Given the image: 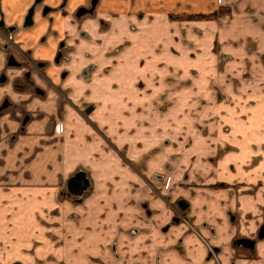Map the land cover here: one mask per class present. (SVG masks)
Here are the masks:
<instances>
[{
	"label": "crops",
	"instance_id": "1",
	"mask_svg": "<svg viewBox=\"0 0 264 264\" xmlns=\"http://www.w3.org/2000/svg\"><path fill=\"white\" fill-rule=\"evenodd\" d=\"M98 15L119 34L98 36V49L81 40L68 65L75 83L63 86L68 99L53 90L38 98L1 89L18 109L0 115V264H113L114 245L124 264H155L170 235L160 227L173 213L163 197L192 200L193 213L218 233L214 204L206 202L225 195L234 212L240 195L256 198L250 189L264 195L256 158L264 138L248 132L264 120V0H100ZM18 40L27 45L23 35ZM40 52L35 57L51 59ZM88 61H98L97 78L77 83ZM55 70H47L54 80ZM88 103L95 105L90 115L82 113ZM25 114L31 119L20 132ZM237 148L249 153L246 161H226V174L206 162L196 180L194 156ZM158 151L165 155L151 161ZM82 168L92 187L75 203L61 193ZM220 181L235 189L212 188ZM155 199L169 214L148 218L142 204L156 209ZM255 203L263 214L264 200ZM201 233L211 235L207 227ZM190 241L184 238L186 251Z\"/></svg>",
	"mask_w": 264,
	"mask_h": 264
},
{
	"label": "flooded vegetation",
	"instance_id": "2",
	"mask_svg": "<svg viewBox=\"0 0 264 264\" xmlns=\"http://www.w3.org/2000/svg\"><path fill=\"white\" fill-rule=\"evenodd\" d=\"M69 1L0 0V95H2L0 115L7 110H12L14 115H17L18 104L11 97L12 90L18 96L29 92L38 98L47 97L53 90L65 100L67 97L63 86L75 83L70 79L72 74L68 67L71 65L70 56L77 47H83L81 40H94L96 45H92V47L98 49L102 39L98 36L115 37L119 34L118 28H112L110 20L98 15L100 0H84V3L78 4L72 10L67 8ZM140 15L142 16V14ZM192 17H204V15H193ZM38 31H42V33L36 35ZM22 35L27 39V45L26 41L18 40ZM34 37H36V43L30 45V41ZM118 49L119 47H116L110 53H115ZM40 51L51 55V59L35 57L36 53H41ZM88 55H91L90 52ZM113 67L111 62L102 66L101 74L109 72ZM48 68L56 69L55 80L48 75ZM97 69H100L98 61L86 62L76 75L77 83L82 82L83 79L96 80L95 71ZM7 85L11 88L10 92L7 90L5 93L1 92V89ZM68 101L70 102V100ZM83 108L82 113L90 115L95 105L88 103ZM30 119L31 116L25 114L20 120L18 131L22 132ZM258 126L256 130L252 132L248 130V132L251 137L262 139L264 138V120H261ZM260 148L263 151L256 158L262 160L264 167V143ZM243 151L238 148L233 151L223 149L217 151L214 157L201 156L199 160L194 156V162L199 169L196 180H200L201 173L205 172L202 165L213 160L220 166L219 172L226 174L224 168L222 169L226 165V161L234 157L235 160H240L239 162L247 160L248 152ZM128 162L133 164V161L128 160ZM254 162L256 161L254 160ZM167 167H170V164H167ZM78 173H84L85 181L88 183L81 196L72 193L68 188V181ZM156 175L162 177V175ZM227 185L230 186V183L220 181L211 186L218 190ZM91 187L92 177L82 168L70 175L66 182V188L61 194L71 198L75 203H81ZM254 187L259 188V185L254 184ZM252 191V189L249 190L251 197L264 200L263 194V196H255ZM245 195H242L243 197L240 195L241 200L237 202L238 208L234 212L228 208L229 202L227 203V200L224 199L227 198L225 195H221L220 197L223 199L219 201L215 198L206 202L210 206L214 204L211 208L212 221L218 225V233L216 226L210 223L207 218L201 219L198 214L193 213L192 200L182 197L172 201L168 197H163L173 213H170L168 222L160 227L163 233L170 235L165 238L168 244L163 251L164 260H162V255H156L155 264H264V213H257L255 199L248 201L250 198L247 199ZM227 196L229 197V194ZM158 202L157 199L154 200L158 207L156 209H151L148 202L142 204L148 218L153 216L154 211L158 214L168 213L158 205ZM206 203L204 202L202 206L206 207ZM206 227L211 234L208 238H204L201 233L202 228ZM185 237H192L187 251L184 245ZM173 239H176V242L172 243ZM113 250L117 258L113 264H124L125 262L120 261V255L115 245ZM135 264L141 263L136 262Z\"/></svg>",
	"mask_w": 264,
	"mask_h": 264
},
{
	"label": "water",
	"instance_id": "3",
	"mask_svg": "<svg viewBox=\"0 0 264 264\" xmlns=\"http://www.w3.org/2000/svg\"><path fill=\"white\" fill-rule=\"evenodd\" d=\"M85 180L86 178L84 173H78L77 175H74L68 181L69 190L72 193L81 196L85 188L88 186V183ZM182 207L184 208V206Z\"/></svg>",
	"mask_w": 264,
	"mask_h": 264
},
{
	"label": "rangeland",
	"instance_id": "4",
	"mask_svg": "<svg viewBox=\"0 0 264 264\" xmlns=\"http://www.w3.org/2000/svg\"><path fill=\"white\" fill-rule=\"evenodd\" d=\"M97 96H99L100 97V95L99 94H96ZM257 120V119H256ZM256 124L258 125V120H257V122H256ZM102 137H104L103 135H101ZM133 139L135 140L136 138L135 137H133ZM140 139V138H139ZM127 140V139H126ZM131 151L132 152H134L132 149H131ZM135 155H136V153H135ZM165 154L164 153H161V152H157V153H153V157H150V160L152 161V160H154L156 157H158V158H160V157H163ZM160 160V159H159ZM98 171V175H100V170H97ZM159 176H161V174H159ZM101 179V177H98L97 178V180H100ZM170 183V182H169ZM163 187H165L164 185H163ZM169 187H170V184H169ZM189 191H190V189H189ZM190 192H192V191H190ZM179 198H182V197H179Z\"/></svg>",
	"mask_w": 264,
	"mask_h": 264
}]
</instances>
